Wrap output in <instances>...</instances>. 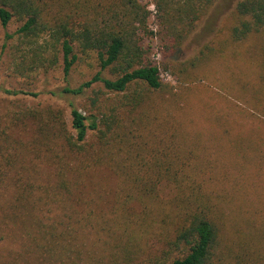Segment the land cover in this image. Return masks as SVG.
Listing matches in <instances>:
<instances>
[{
    "label": "trees",
    "instance_id": "obj_1",
    "mask_svg": "<svg viewBox=\"0 0 264 264\" xmlns=\"http://www.w3.org/2000/svg\"><path fill=\"white\" fill-rule=\"evenodd\" d=\"M216 1L150 0L153 30L143 0H0V28L17 23L1 68L20 86L0 92L36 96L40 75L61 68L67 82L89 54L98 68L59 92L90 93L85 115L71 106L70 128L53 105L18 99L0 113V264H264L259 233L229 235L212 154L204 143V155L191 149L200 134L188 143L181 136L186 113L172 112L180 101L184 112L194 109L197 68L214 50L165 63L177 80L172 87L145 45L157 38L163 57L172 55ZM231 16L226 43L261 39L263 50L254 53L264 80V0H240ZM105 93L113 95L110 107L100 100ZM158 101L169 104L165 115ZM244 140L253 145L234 147L251 154H240L239 165L255 164L263 174L261 143ZM102 174L115 180L107 194Z\"/></svg>",
    "mask_w": 264,
    "mask_h": 264
},
{
    "label": "rangeland",
    "instance_id": "obj_2",
    "mask_svg": "<svg viewBox=\"0 0 264 264\" xmlns=\"http://www.w3.org/2000/svg\"><path fill=\"white\" fill-rule=\"evenodd\" d=\"M148 3V10L151 12L149 28L155 30L156 10L150 0H143ZM240 0H217L208 10L207 15L200 21L198 27L188 37L186 42L178 48L172 55L163 57L159 49V41L152 38L145 41V45L150 47L151 59L157 64L160 71V78L164 83L177 87V80L170 69L165 68V63H183L194 58L199 51L207 46L213 49V54L203 60L197 73L200 74V81L194 85L196 92L192 94L194 102L193 110H185L184 102L180 101L179 108H173L172 112L181 118L186 113V119L190 122L182 121L183 129L181 136L188 143H195L193 134H200L199 146L193 144L191 149H201L204 155L202 143L206 150L209 149L213 159V174L220 183L219 192L225 197L227 204H221L225 221V228L229 235L235 234L237 230L244 231L245 234H257L263 237L264 241V173L258 171V166L252 164L246 171L241 164L240 154L246 153L250 159V151H235V146L250 147L253 144L244 139H249L261 143L264 152V80L261 79V66L258 54L262 52V40L252 36L246 41L238 44L226 43L228 38V28L231 26L235 5ZM17 23L12 22L7 28H0V87L7 89H18L20 86L14 81L5 77V72L1 68L4 59L3 44L7 39L6 35L15 32ZM206 52V51H203ZM206 61V62H205ZM98 68L95 63L94 54L82 56L73 66L67 77V82L63 76L61 68L50 71L46 75H40L37 88L32 90L36 96L20 94L9 96L0 92V113L5 112L9 106L11 108L15 100H22L28 104L53 105L64 109V118L70 128L71 106L83 112L88 101L87 96L73 97L60 96L59 92L67 83L71 87H77L86 82L97 73ZM107 75V74H106ZM109 76V75H107ZM95 90H100L101 85L93 86ZM263 88V89H262ZM262 89V91H261ZM256 91V96L254 95ZM261 91V93H260ZM101 94L100 100L107 99L106 107L112 105V94ZM159 102V101H158ZM162 103L161 113L165 115L169 104ZM103 112L106 111L102 109ZM222 116V117H221ZM207 118L205 122L204 118ZM216 117H220L219 123L222 127L216 126ZM192 121V122H191ZM197 131V132H196ZM194 132V133H193ZM225 135H227L225 137ZM90 143H93V134H88ZM216 140L220 146L215 143ZM210 161L209 159H205ZM240 168H239V167ZM264 168V165H261ZM264 172V171H263ZM211 175V174H210ZM205 177H208L206 174ZM102 192L107 194L114 188L115 180L102 174ZM256 248V247H255ZM257 249V248H256ZM264 260V248L258 252Z\"/></svg>",
    "mask_w": 264,
    "mask_h": 264
}]
</instances>
